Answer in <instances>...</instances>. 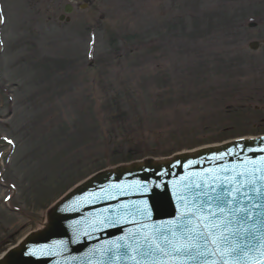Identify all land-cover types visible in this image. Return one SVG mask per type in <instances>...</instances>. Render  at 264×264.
<instances>
[{"label": "rangeland", "instance_id": "obj_1", "mask_svg": "<svg viewBox=\"0 0 264 264\" xmlns=\"http://www.w3.org/2000/svg\"><path fill=\"white\" fill-rule=\"evenodd\" d=\"M4 1L0 255L99 170L264 133L251 1L114 0L94 23Z\"/></svg>", "mask_w": 264, "mask_h": 264}, {"label": "water", "instance_id": "obj_2", "mask_svg": "<svg viewBox=\"0 0 264 264\" xmlns=\"http://www.w3.org/2000/svg\"><path fill=\"white\" fill-rule=\"evenodd\" d=\"M153 158L110 167L74 187L47 207L44 227L10 249L0 264H131L115 251V243H131L140 222L151 227L175 219L183 211L179 193L187 182L213 183L216 178L214 183L220 184L245 166L251 168L250 162L260 165L264 135ZM137 209L147 210L146 221ZM248 224L252 234H240L238 242L252 249L248 264H264V245L257 244L261 232L256 231L264 228L255 220Z\"/></svg>", "mask_w": 264, "mask_h": 264}, {"label": "snow or ice", "instance_id": "obj_3", "mask_svg": "<svg viewBox=\"0 0 264 264\" xmlns=\"http://www.w3.org/2000/svg\"><path fill=\"white\" fill-rule=\"evenodd\" d=\"M250 164L220 184L214 183L216 178L213 183L187 182L179 193L183 211L175 219L151 227L140 222L132 242L115 243V251L131 264H248L252 249L237 238L252 234L249 221L264 228V218H258L264 217V158L260 165ZM137 212L148 219L146 209ZM256 231L261 232L258 246L264 245V231Z\"/></svg>", "mask_w": 264, "mask_h": 264}, {"label": "flooded vegetation", "instance_id": "obj_4", "mask_svg": "<svg viewBox=\"0 0 264 264\" xmlns=\"http://www.w3.org/2000/svg\"><path fill=\"white\" fill-rule=\"evenodd\" d=\"M1 2H5L4 0H0ZM127 2V0H125ZM129 1V0H128ZM232 0H228L227 4H231ZM238 3L250 2L255 11L252 14L253 17L256 18V21L253 23L252 27L249 28H261L264 23V0H235ZM210 2V0H208ZM222 2H227V0H215V3H209L208 5H214L216 7L217 4H221ZM114 4V0H60L58 3L52 5L49 10V17H56V12L59 11L57 17L59 21L69 22L73 15H83V18L88 16V23H94L100 16V7L112 6ZM217 8V7H216ZM217 11V10H215ZM257 11V12H256ZM226 18V14L224 15ZM101 18H105L104 15H101ZM258 50L260 47L264 46V37L258 36L255 39Z\"/></svg>", "mask_w": 264, "mask_h": 264}]
</instances>
